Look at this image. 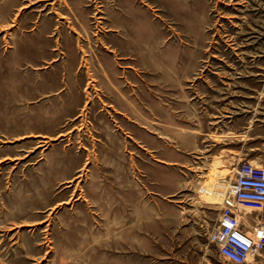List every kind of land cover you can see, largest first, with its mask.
I'll list each match as a JSON object with an SVG mask.
<instances>
[{
    "label": "rangeland",
    "instance_id": "374dc122",
    "mask_svg": "<svg viewBox=\"0 0 264 264\" xmlns=\"http://www.w3.org/2000/svg\"><path fill=\"white\" fill-rule=\"evenodd\" d=\"M131 1L157 24L161 46L170 45V54L190 43L178 22L176 0ZM118 3L0 0V264H167L179 258L186 242L180 235L188 226L201 235L203 263L231 264L209 234L218 223L215 203L235 166L264 163L260 95H251L243 110L235 91L228 127L225 110L214 104L205 112L195 104L193 78L164 90L155 85L154 110L147 111L153 97L147 94V67L137 63L127 74V62L116 55L123 72L119 94L109 80L93 76L78 34L85 13L96 47L100 39L103 51H114L111 39L107 44L104 38L117 32L107 11L118 10ZM200 5L204 55H264V0H201ZM32 36L46 47L51 42L52 61H15L19 41ZM66 37L80 41L77 77L69 86L56 77L67 70L61 62ZM209 60L203 64L207 71ZM241 82L235 78L234 87ZM247 83L264 87V73ZM67 89L73 94L65 109L61 96ZM188 183L210 186L189 191ZM195 193L211 202L204 218L201 202L184 197ZM147 208L154 210L150 231L158 226L167 237L164 245L146 230V217L152 220ZM249 215L246 224H252L251 216L264 220L259 208ZM261 254L248 261H264Z\"/></svg>",
    "mask_w": 264,
    "mask_h": 264
},
{
    "label": "crops",
    "instance_id": "0c3cea01",
    "mask_svg": "<svg viewBox=\"0 0 264 264\" xmlns=\"http://www.w3.org/2000/svg\"><path fill=\"white\" fill-rule=\"evenodd\" d=\"M119 2V0H117ZM201 0H176L178 8V22L183 27L184 32H189L188 37L183 34L184 38L192 39L189 44H179L176 48V53L170 54V45L163 48L161 46V34L157 29V24L149 17L144 9H137L134 7L131 0H120L118 3V10L110 9L107 11V21L109 22L114 34H108L104 38V41L109 44V39L113 42V50L111 52L103 51L101 45L103 41L97 39L99 47H96L94 41L89 37V25L88 16L83 13L81 23L78 30H81L78 34L82 36V49L83 54L88 53L87 63L92 68V74L99 80H109L113 89H116L118 93H121V75L122 70L119 69L117 64L116 55L121 56L124 59L123 62H127L126 67L127 74H131L134 71L132 66H136L137 63L143 64L147 67V79L151 80V86L147 87V94L154 95L155 85L159 89L170 86H182L187 84L189 79L194 80V95L198 99H195V104L201 106L209 112L212 105L219 106L220 109L225 110L226 119L223 126H229L228 110L234 109V95H241V107L245 110V105L251 101V95H260L257 104L264 106V87L254 89L248 86L247 82L250 79L259 78L264 73V55L258 56H206L203 52L202 46V25H203V8L200 5ZM84 11V10H83ZM36 36V35H35ZM33 37V36H32ZM192 37V38H191ZM107 40V41H106ZM79 39L74 37H66L65 40H61V46L64 50V60L62 63L66 64L67 70L65 75L56 74L57 78L67 79L66 85H70L69 79H75L77 77V69L74 67L79 61ZM105 44V45H104ZM103 47L107 46L104 43ZM111 44V42H110ZM85 50V51H84ZM53 48H51V42L48 41L46 47L42 45L41 41L36 37L22 39L17 44L16 51H14V58L16 62H30L38 63L44 61H52L55 55ZM210 59V60H209ZM210 62V71L205 70L204 63ZM234 62L241 63L240 66L234 65ZM252 63V64H251ZM251 64V65H250ZM57 73V72H56ZM50 76L54 79V71L50 72ZM236 76V77H234ZM208 78V79H207ZM242 80L240 87H234V79ZM247 81V82H246ZM156 82V84H155ZM246 82V83H245ZM56 83V81L54 82ZM69 83V84H68ZM111 88V89H112ZM12 93L10 90H7ZM151 91V92H150ZM115 92V91H113ZM21 93L19 89V94ZM71 91L67 89L61 96V102L66 108L67 96H70ZM20 99V98H19ZM65 103V104H64ZM151 104V105H150ZM132 108L133 101H131ZM210 108H209V106ZM61 106L60 109L64 107ZM147 111L154 110V96L151 97V102H148ZM247 106V105H246ZM71 109V108H69ZM203 109V110H204ZM218 109V108H217ZM209 110V111H208ZM209 114H206V118H209ZM215 118V117H214ZM149 119H147V125ZM232 122V121H231ZM210 185L203 183H188L185 190L189 191H203L207 190ZM202 193L184 195L186 199L197 200L201 202L200 212L202 218L205 216V210L209 207L210 203L206 199H201ZM222 200L220 203H215L218 207L219 213L222 207ZM147 215L152 216L150 221L147 216L146 230L153 234V239H157L156 243L164 245L166 242L164 233H160L158 226L156 228L150 223H154L153 219L154 210L147 208ZM150 211V212H148ZM219 213L217 222L219 219ZM249 214H247L246 222L248 221ZM251 216L250 218H252ZM164 220V219H162ZM249 222V221H248ZM246 224V223H245ZM249 226V224H246ZM193 227L188 226L181 232V237L186 240L183 245V250L178 251L179 258L176 260H170L167 264H202V245L198 240H201V235H197ZM160 241V242H159ZM154 245V244H153ZM258 257H263L260 254ZM205 264V263H203ZM207 264V263H206ZM209 264H218L217 262H211ZM245 264H264V261L260 258L257 261H247Z\"/></svg>",
    "mask_w": 264,
    "mask_h": 264
},
{
    "label": "built area",
    "instance_id": "2783aa9c",
    "mask_svg": "<svg viewBox=\"0 0 264 264\" xmlns=\"http://www.w3.org/2000/svg\"><path fill=\"white\" fill-rule=\"evenodd\" d=\"M255 207L264 211V163L242 161L233 170L218 223L209 234L219 255L231 264H245L264 252V220L255 216L251 225L245 224Z\"/></svg>",
    "mask_w": 264,
    "mask_h": 264
}]
</instances>
